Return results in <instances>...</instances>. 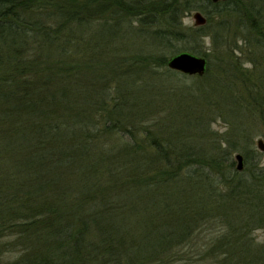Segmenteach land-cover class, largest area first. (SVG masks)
<instances>
[{"label":"trees","instance_id":"obj_1","mask_svg":"<svg viewBox=\"0 0 264 264\" xmlns=\"http://www.w3.org/2000/svg\"><path fill=\"white\" fill-rule=\"evenodd\" d=\"M199 10L264 44V0H0V264H264L261 61L169 69Z\"/></svg>","mask_w":264,"mask_h":264},{"label":"rangeland","instance_id":"obj_2","mask_svg":"<svg viewBox=\"0 0 264 264\" xmlns=\"http://www.w3.org/2000/svg\"><path fill=\"white\" fill-rule=\"evenodd\" d=\"M258 7V5H257ZM200 12H202V14L207 18V14L201 10H199ZM194 11L190 12L187 16L184 17L183 19V24L184 26H186V28L189 27H195L197 28L198 26L194 25V19L192 18V13ZM258 17H263V12L258 13ZM212 20H210V22H208V18H207V23L204 25L206 26L204 28V32L207 34L203 39H201L200 41V45L199 48H201L202 52L200 56L206 57L205 54H209L210 58H207L208 60V64L212 67L214 66L216 63H220L221 61L226 62L228 60H230L229 56V52L230 49H232L233 47H235L236 51H242L243 53L240 56H237L240 58L241 61H239L240 63H242V65H244V67L253 70V72H255V70L253 69L252 65H250L248 59L252 56V52H256L255 54L259 57L260 59V66H259V72H261L262 74H264V44L260 42H256V38L257 36H255L253 33H250V29L248 27H243V30L240 29V31H238V27L237 24L239 23V20H234V19H230L231 17H227L226 15H214L211 17ZM188 20L189 23L185 24L184 21ZM225 21L226 24H222ZM246 22V21H244ZM249 25V22L248 24ZM203 27V26H201ZM224 27V28H223ZM223 37H224V47H223V51L221 53H216L212 51V43H213V36L215 32L218 31H222ZM250 33V34H249ZM222 37V36H220ZM222 37V40H223ZM250 37V38H247ZM254 39H253V38ZM247 38V39H246ZM251 40V41H250ZM167 53V52H166ZM168 56H170V53H167ZM171 57V56H170ZM236 60V58L234 59ZM250 60V59H249ZM238 62V60H236ZM251 72V71H250ZM249 73V71L247 72ZM258 73V71H257ZM253 76H256V74H252ZM259 75V73H258ZM261 76V75H259ZM256 79V78H255ZM188 83L189 80L187 81ZM203 106L205 105V103H202ZM255 122V123H253ZM258 120H254V121H248V124L253 128L252 134L254 135V148L259 151L261 154V161L264 164V152H261L258 148H257V141L258 139H263L264 137L262 136V130H261V126L260 123L258 124ZM212 129L215 131L216 135L215 138L217 139V134H221L222 136L224 135L227 127L226 124L224 122H222L221 120H218L217 122H215L214 124H212ZM220 136V135H219ZM236 154H234V159L236 157ZM235 165H237V161L235 159ZM256 235V237L259 240H263L264 237V232L262 230H257L254 233Z\"/></svg>","mask_w":264,"mask_h":264},{"label":"water","instance_id":"obj_3","mask_svg":"<svg viewBox=\"0 0 264 264\" xmlns=\"http://www.w3.org/2000/svg\"><path fill=\"white\" fill-rule=\"evenodd\" d=\"M213 3L226 2L228 0H211ZM194 25L201 27L207 23V18L200 11L192 13ZM167 66L169 69L183 73L189 76H203L208 68V60L206 57L194 54L192 52L183 51L172 55L168 58ZM257 148L264 152V140L258 139ZM237 161L236 169L242 171L244 168V157L238 153L235 157Z\"/></svg>","mask_w":264,"mask_h":264},{"label":"clouds","instance_id":"obj_4","mask_svg":"<svg viewBox=\"0 0 264 264\" xmlns=\"http://www.w3.org/2000/svg\"><path fill=\"white\" fill-rule=\"evenodd\" d=\"M184 23H185V24H188L189 21H188V20H185ZM261 242H264V241L257 240V243H261Z\"/></svg>","mask_w":264,"mask_h":264}]
</instances>
